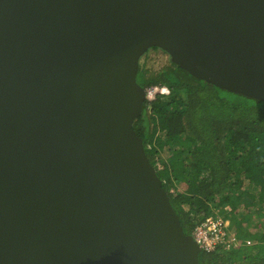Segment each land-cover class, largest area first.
Wrapping results in <instances>:
<instances>
[{
  "label": "water",
  "instance_id": "95a60500",
  "mask_svg": "<svg viewBox=\"0 0 264 264\" xmlns=\"http://www.w3.org/2000/svg\"><path fill=\"white\" fill-rule=\"evenodd\" d=\"M153 47L264 101V0H0V264H199L133 129Z\"/></svg>",
  "mask_w": 264,
  "mask_h": 264
},
{
  "label": "trees",
  "instance_id": "16d2710c",
  "mask_svg": "<svg viewBox=\"0 0 264 264\" xmlns=\"http://www.w3.org/2000/svg\"><path fill=\"white\" fill-rule=\"evenodd\" d=\"M157 49L140 58L136 81L170 93L144 100L133 129L184 233L220 214L239 241L227 251L200 250L198 263L264 264V101L216 87L171 61L152 71L143 59Z\"/></svg>",
  "mask_w": 264,
  "mask_h": 264
},
{
  "label": "built area",
  "instance_id": "2783aa9c",
  "mask_svg": "<svg viewBox=\"0 0 264 264\" xmlns=\"http://www.w3.org/2000/svg\"><path fill=\"white\" fill-rule=\"evenodd\" d=\"M170 91L165 85H151L145 89V101H153L157 97L165 98ZM160 168L159 162L156 163ZM229 220L220 214H211L199 223L192 232V237L200 250L210 252L217 248L230 250L239 244L236 231L228 230Z\"/></svg>",
  "mask_w": 264,
  "mask_h": 264
},
{
  "label": "rangeland",
  "instance_id": "374dc122",
  "mask_svg": "<svg viewBox=\"0 0 264 264\" xmlns=\"http://www.w3.org/2000/svg\"><path fill=\"white\" fill-rule=\"evenodd\" d=\"M145 66L152 71H157L168 65L170 62L169 56L161 51L160 49L157 50H150L145 58L143 59Z\"/></svg>",
  "mask_w": 264,
  "mask_h": 264
}]
</instances>
